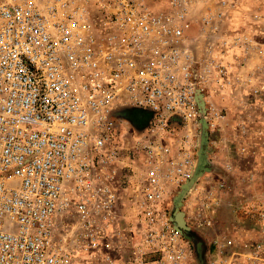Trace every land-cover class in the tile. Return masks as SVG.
I'll return each instance as SVG.
<instances>
[{"label":"built area","instance_id":"built-area-1","mask_svg":"<svg viewBox=\"0 0 264 264\" xmlns=\"http://www.w3.org/2000/svg\"><path fill=\"white\" fill-rule=\"evenodd\" d=\"M225 99L264 103V0H0V264H264L261 235L195 256L225 203L264 231V190L206 167Z\"/></svg>","mask_w":264,"mask_h":264},{"label":"crops","instance_id":"crops-1","mask_svg":"<svg viewBox=\"0 0 264 264\" xmlns=\"http://www.w3.org/2000/svg\"><path fill=\"white\" fill-rule=\"evenodd\" d=\"M246 101L248 102L247 99ZM220 103L227 106L228 122L231 127L224 130L223 138L226 146L224 145L221 152L217 156H213L210 160L209 164H215V170H213V172H209V174L211 177L226 179L232 186L233 190L228 198L236 201L240 192L245 191L254 194L261 192L262 189H264V180H262L261 183L254 180L258 177L256 174L259 170L252 169L248 172V174H245L244 172L247 170V167L243 166L246 160L248 162V160L251 159L254 161L260 160L264 164V103L262 105L248 104L247 106H243L240 110L243 114L237 116H235V113L240 107L233 103V101L225 99ZM244 110H246V112H244ZM238 120L244 123L237 124L239 122ZM244 125L247 128L246 133H240L236 130L237 126ZM246 142H249L252 146L251 151L247 155L244 153L241 154V149L239 147L244 145ZM232 159H236L238 165L235 168V171L230 172L231 174H229L223 168L222 163L226 160ZM212 169L214 168L212 167ZM260 171L264 172V167H262ZM215 172L217 174H215ZM246 177L247 182L243 183V181H241V183L239 181V179L245 180ZM224 205H226V203Z\"/></svg>","mask_w":264,"mask_h":264},{"label":"rangeland","instance_id":"rangeland-1","mask_svg":"<svg viewBox=\"0 0 264 264\" xmlns=\"http://www.w3.org/2000/svg\"><path fill=\"white\" fill-rule=\"evenodd\" d=\"M117 116L118 118L125 120L129 124L128 128L127 126L126 128L127 130H129L128 135L132 143V136L136 135V133L144 132L152 119L153 113L149 108L143 106H124L117 110ZM131 143H129L128 146H131ZM234 165L237 167L238 162L234 161ZM243 166L247 167V170L244 172L245 174H248V172H250L252 169L259 170L256 174V176L258 177L254 179L255 181H259L261 183L262 180H264V172L260 171V169L264 167V164L260 160L254 161L253 159H251L248 160V162L246 160ZM206 167L210 172H213V170H215V164L210 165L208 163ZM212 167L214 169H212ZM226 172L231 174L228 171ZM215 174L217 173L215 172ZM239 181H243V183H245L247 182V178H245V180L239 179ZM234 217L235 216L233 215L231 207L227 203L226 205L221 206L215 212L209 226L199 228L198 230H195L196 232L194 231L192 237L195 244V256L199 259L200 262L202 261L204 253L207 250L208 246H210L211 239L221 232L230 234L232 233L240 236L241 238H246L248 236L252 238L255 235H261V237L264 238V231H261L262 233L260 231H256L251 222H245L242 224V226L237 227Z\"/></svg>","mask_w":264,"mask_h":264},{"label":"bare ground","instance_id":"bare-ground-1","mask_svg":"<svg viewBox=\"0 0 264 264\" xmlns=\"http://www.w3.org/2000/svg\"><path fill=\"white\" fill-rule=\"evenodd\" d=\"M180 223L183 224L184 223L183 220H180Z\"/></svg>","mask_w":264,"mask_h":264}]
</instances>
